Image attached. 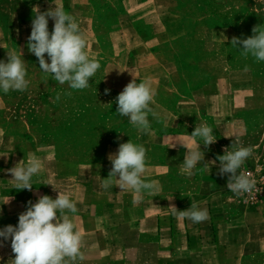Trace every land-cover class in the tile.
I'll return each mask as SVG.
<instances>
[{
  "label": "crops",
  "instance_id": "1",
  "mask_svg": "<svg viewBox=\"0 0 264 264\" xmlns=\"http://www.w3.org/2000/svg\"><path fill=\"white\" fill-rule=\"evenodd\" d=\"M55 5L74 18L89 58L101 64L95 74L101 84L86 90L100 93L106 128L83 139L105 142L89 146L84 156L62 146L56 131L37 130L30 137L0 125V228L16 226L28 201L35 203L41 195L55 199L59 191L78 209L67 213L82 235L85 259L76 264H244L264 259V200L256 206L244 203L227 188L228 175L217 174L219 161L211 163L239 141L238 146L253 150L242 166L264 169V120L255 127L256 116L264 111V61L235 63L255 59L230 43L232 37L247 38L254 26H264V0H0V51L38 60L27 48L34 7L44 12ZM185 5L206 13L194 16L197 25L188 31L177 14ZM213 18L219 22L212 23ZM53 27L49 18L50 33ZM133 78L137 83L150 79L155 93L150 103L155 117L149 114L146 132L116 113L115 98ZM2 102L0 91V108ZM200 124L212 127L217 138L207 148L189 137ZM130 139L146 149L143 178L156 183L151 195L121 191L115 183L101 187L112 167L109 153ZM196 143H201L204 160L188 176L182 164L187 148ZM32 155L41 160V171L32 177V191L17 190L6 170ZM192 201L207 210L206 221L193 223L172 214L170 206L183 211ZM1 249L12 252L11 242ZM3 264L12 263L6 259Z\"/></svg>",
  "mask_w": 264,
  "mask_h": 264
},
{
  "label": "clouds",
  "instance_id": "2",
  "mask_svg": "<svg viewBox=\"0 0 264 264\" xmlns=\"http://www.w3.org/2000/svg\"><path fill=\"white\" fill-rule=\"evenodd\" d=\"M34 8L36 11L31 22V33L27 38V48L37 57L39 68L59 84L67 83L73 90L88 88L90 78L100 69L101 64L98 60L89 58L85 51L87 41L74 18L56 5L44 12L38 7ZM49 18L54 21L51 33L48 28ZM252 33L243 39L234 36L230 43L241 50V55H251L257 62L264 61V26H254ZM26 76L25 65L20 56L7 52V61L0 60V91L5 94L10 90L25 91L29 84ZM109 92L110 89H105V94ZM71 94L67 93L69 96ZM154 95L150 79L137 83L133 78L115 98L117 115L127 118L138 131H149V114L155 117L150 107ZM56 99H60L59 94ZM213 131L212 127L200 124L189 137L199 138L207 148L216 142ZM176 144L169 148L176 147ZM178 144L187 147L183 142ZM238 144L239 141L232 142L230 148L233 150L230 151V148L226 147L224 154L217 155L211 162L215 164L219 161L217 174L221 177L228 175L227 188L237 196L250 193L256 186L250 174L238 173L253 151L251 147ZM200 145L201 143H196L187 148L188 154L183 160L182 173L193 175L192 170L204 160ZM108 160L112 167L108 178L103 179L102 188L108 189L115 183L121 191L133 190L141 195H151L156 191V183L143 178L146 171L144 146L133 143L131 139L119 143L117 151L109 153ZM41 168V160L32 155L27 163L21 160L6 171L11 174L15 189L32 191V177L37 175ZM53 190L56 191L54 187ZM170 207L173 215L187 218L193 223L204 222L209 218L207 210L199 208L194 201L187 210L178 211L174 205ZM77 211L76 204L67 194L58 191L55 199L41 195L35 203L28 201L26 211L19 214L16 226L7 225L0 228V246H3L5 241H11L15 257L11 260L12 264H76L78 260L82 262L85 259L81 252L82 235L67 214H75Z\"/></svg>",
  "mask_w": 264,
  "mask_h": 264
},
{
  "label": "rangeland",
  "instance_id": "3",
  "mask_svg": "<svg viewBox=\"0 0 264 264\" xmlns=\"http://www.w3.org/2000/svg\"><path fill=\"white\" fill-rule=\"evenodd\" d=\"M177 14L183 16L188 31L197 25V22L196 24L193 22V17L206 13L195 11L192 6L185 5ZM250 19L252 21L255 18L250 17ZM218 20L213 18L210 21L216 23L219 22ZM236 49L233 50L236 51ZM2 56L7 57V52L0 51V57ZM20 58L23 60L27 72L28 88L22 92L10 90L7 94L1 91L3 102L0 108V125L8 126V129L15 134L19 133L21 136L30 137L31 133L33 134L37 130L56 131L62 146L69 147L75 152L80 151L84 156H87L90 147L103 141L83 139V136L95 137L106 128L104 119L107 113L105 109L101 108L100 93L88 92L86 88L77 91L70 90L72 94L69 96L67 95L68 84L61 85L52 79L51 75L43 73L39 68L38 60L27 57ZM234 62L238 64L250 62L254 66L257 63L255 60L236 59ZM89 83L90 87L101 84L96 75L90 78ZM57 94L60 95L59 100L56 99ZM256 120L258 122L255 123V127H260L258 123L264 120V111L256 116ZM9 242L11 241H5L4 244H9ZM6 250H0V264H3L6 259L12 263L11 260L15 258L13 252ZM77 263L80 261L78 260ZM244 264H264V259L261 257L251 258L245 260Z\"/></svg>",
  "mask_w": 264,
  "mask_h": 264
},
{
  "label": "built area",
  "instance_id": "4",
  "mask_svg": "<svg viewBox=\"0 0 264 264\" xmlns=\"http://www.w3.org/2000/svg\"><path fill=\"white\" fill-rule=\"evenodd\" d=\"M244 174H250V177L255 180L256 186L250 193H243L239 198L250 206H256L260 201L264 200V169L259 165L247 164L242 166L238 171Z\"/></svg>",
  "mask_w": 264,
  "mask_h": 264
}]
</instances>
